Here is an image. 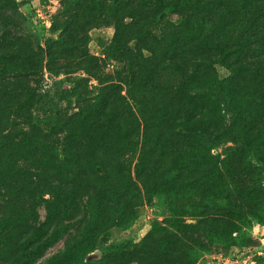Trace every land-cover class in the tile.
<instances>
[{
	"label": "trees",
	"instance_id": "16d2710c",
	"mask_svg": "<svg viewBox=\"0 0 264 264\" xmlns=\"http://www.w3.org/2000/svg\"><path fill=\"white\" fill-rule=\"evenodd\" d=\"M9 10L0 0V264H198L264 225V0H64L45 48ZM100 28L115 30L106 60L87 49ZM45 72L88 79L51 96ZM155 201L166 226L104 248Z\"/></svg>",
	"mask_w": 264,
	"mask_h": 264
},
{
	"label": "rangeland",
	"instance_id": "374dc122",
	"mask_svg": "<svg viewBox=\"0 0 264 264\" xmlns=\"http://www.w3.org/2000/svg\"><path fill=\"white\" fill-rule=\"evenodd\" d=\"M10 5L9 14L14 17L20 35H25L35 41H39L45 48L47 43L52 40L58 39V33L55 28V19L62 8V3L64 0H6ZM115 36V30L113 28H100L94 29L89 33V40L87 49L91 56H95L101 60H106V50L109 48L113 38ZM106 72L112 74L119 66L115 62L106 63ZM220 79L225 80L229 76V72L221 66L217 68ZM76 78L88 79L86 74H79L75 76H64L59 77L51 76L49 73L45 72L44 82L42 83V92L49 95L55 96L60 94V92H55L54 84L61 80L73 83ZM97 85L96 81L92 80V83ZM73 88V84H69ZM62 94H60L61 96ZM51 107H49L50 112H55V109H67L69 108V103L62 100H53ZM43 116H45L43 114ZM232 117L227 116L229 120ZM21 128V127H20ZM229 144L227 147H231ZM226 149V147H225ZM225 149L214 150V155H222ZM251 158L256 156L252 152H248ZM260 156V155H259ZM262 183L264 186V174H261ZM41 214L45 217V210H41ZM170 209L164 205H160L157 201L153 205L145 204L139 210V217L136 224L128 232L114 231L110 232L104 239H102V244L105 247L111 245L114 242L120 240L131 241L135 243H140L147 234L151 231L152 225L157 222L165 225L167 219H171ZM183 221L187 225H195L197 223V218L185 216ZM263 222V221H262ZM235 238L240 237L238 247L233 248L229 252H224L219 248H213L211 252L204 254L202 258L198 261V264H264V225L263 223L254 222L252 230H244L242 234L236 233ZM252 243V245H251ZM65 242H60L55 248L51 249L46 257L49 258L54 254L58 253L64 248ZM243 250V251H240ZM103 252L96 251L93 253L89 259L90 260H100Z\"/></svg>",
	"mask_w": 264,
	"mask_h": 264
}]
</instances>
